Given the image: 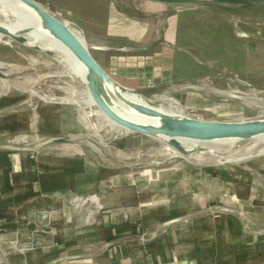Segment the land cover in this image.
<instances>
[{
  "label": "rangeland",
  "instance_id": "374dc122",
  "mask_svg": "<svg viewBox=\"0 0 264 264\" xmlns=\"http://www.w3.org/2000/svg\"><path fill=\"white\" fill-rule=\"evenodd\" d=\"M36 1L63 21L78 25L91 53L107 72L124 85H137L132 88L155 106L203 120L264 117V10L222 11L148 0ZM0 6L1 20L14 15ZM159 39V44L145 52L121 51L128 45L144 46ZM59 58L7 38L0 40L1 70L7 74V79L0 77V119L19 116L24 121L15 131L0 132V144L29 146L60 159L84 158L112 176L126 178L130 172L143 181L122 178L118 185L136 188L139 197L135 199L140 202L169 189H154L149 177L162 180L171 175L170 187L182 184L185 180L178 168L195 162L157 139L119 131L100 121L97 106L85 103V84L69 75ZM51 109L59 110L62 117L57 135L43 131ZM57 136L70 137L71 142H47ZM262 145L260 140H242L229 149L207 142L194 154L213 153L214 160L238 157ZM257 157L264 159V153ZM214 160L197 169L203 172L205 193L215 186L220 188L216 194L226 199L228 170L218 172L217 179L210 170ZM140 208L123 211L130 215Z\"/></svg>",
  "mask_w": 264,
  "mask_h": 264
},
{
  "label": "crops",
  "instance_id": "0c3cea01",
  "mask_svg": "<svg viewBox=\"0 0 264 264\" xmlns=\"http://www.w3.org/2000/svg\"><path fill=\"white\" fill-rule=\"evenodd\" d=\"M48 114L43 131L57 135L60 111ZM23 122L2 118L0 132ZM86 160L0 147V264H264L263 158L210 168L217 179L228 170L226 199L215 186L205 193L203 172L190 164L174 187L171 175L147 178L169 189L142 202L136 188L118 185L140 177Z\"/></svg>",
  "mask_w": 264,
  "mask_h": 264
},
{
  "label": "water",
  "instance_id": "95a60500",
  "mask_svg": "<svg viewBox=\"0 0 264 264\" xmlns=\"http://www.w3.org/2000/svg\"><path fill=\"white\" fill-rule=\"evenodd\" d=\"M20 3L26 10L32 11L39 19L43 29L47 30L58 42H60L78 61H80L84 68V82L88 94L101 113L113 124L125 129L127 132L139 133L159 141L163 144L179 152L182 156L188 157L195 152L201 150L187 149L181 140H193L198 142H216L221 140H235L236 142L242 140H252L264 136V117L253 119H241L230 121L217 120H203L177 114L150 104L135 101L127 97V93H134L140 95V91L126 86L117 81L111 76L107 70L97 61L88 48L85 39L82 40V31L80 27L74 23L63 21L53 12H51L43 4L36 0H15ZM168 5L178 6H200L207 9H216L222 11H230L234 8L242 10H264V0H148ZM4 9H10L9 6L4 5ZM29 26H22L16 28H7L0 24V34L15 41L21 45L27 42L26 35L30 32ZM83 37V36H82ZM161 40L148 43L144 46L128 45L121 49V51L129 53L145 52L157 44ZM32 49L43 51L41 47L34 45ZM49 53V51H44ZM0 77L7 79V74L1 70ZM143 97V96H142ZM144 98V97H143ZM113 99H118L136 112L145 116L156 118V122H141L129 119L119 113L114 106ZM145 99V98H144ZM146 100V99H145ZM48 143H70V137L57 136L51 137ZM0 147H5L12 150H37L29 146L14 147L11 145L0 144ZM258 154L250 156L248 159L257 157ZM223 158V157H222ZM218 158L213 165L223 166L237 164L236 161H229ZM243 160V161H246ZM196 165L203 166L204 164L195 162ZM89 199V198H88ZM92 201L101 204V208L105 207V201L97 196L90 197ZM85 202L87 199L84 200ZM35 246V243L32 244Z\"/></svg>",
  "mask_w": 264,
  "mask_h": 264
},
{
  "label": "bare ground",
  "instance_id": "6f19581e",
  "mask_svg": "<svg viewBox=\"0 0 264 264\" xmlns=\"http://www.w3.org/2000/svg\"><path fill=\"white\" fill-rule=\"evenodd\" d=\"M0 4H3V9L2 10H9V12H12L14 14L13 16L10 15V17H8V18L6 17V19H3V20L0 19L1 20L0 24L4 25L7 28H16V27H22V26H29L31 28V30L26 35L27 42L25 43L24 46H27V47L31 48L32 46L37 45V46L41 47V49L43 51H49V52L57 54V56L60 57L59 58L60 63H62L68 69L69 75H72V76L80 79L85 84V82H84L85 68H84L83 64L80 61H78L47 30L42 28L38 17L32 11L26 10L20 3L16 2L15 0H0ZM4 5L9 6L10 9H7V8L4 9L5 8ZM80 37H81L82 40H84V38L81 35H80ZM3 38H7V37H4V36H2L0 34V40H2ZM7 39H8V41H11L9 38H7ZM86 92H87V99L85 100V103L90 105V106H96V105L93 104V101L91 100L87 89H86ZM127 97H129L130 99H133L135 101H139V102H143V103H146V104H150L148 101L144 100L142 98V96L136 95L134 93H127ZM113 101H114L115 109L119 113H121L123 116H125V117H127L129 119H132V120H135V121H141V122H156L157 121L156 118H151V117H148V116H145L143 114H140V113L136 112L133 108H131L130 106H128L127 104H125L124 102H122V101H120L118 99H113ZM75 102H77V100ZM95 113L100 117L99 118L100 121H101V118H102L104 121L108 122L112 128H115V129H117L119 131L127 132L125 129H123V128L119 127V126H116L115 124H113L112 122L107 120V118L101 113V111L99 110L98 107H97V110L95 111ZM100 128H101V125H100ZM255 140H260V142H262L263 145H262V147L256 149L251 154H249V155L246 154V155H242V156H238V157L227 156V157H223V158L221 157V158L225 159V160H229V161L241 162L243 160L248 159L250 156H252L254 154H258V155L263 154L264 153V136L260 137V138H256V139H254V141ZM160 142L163 143V141H160ZM181 142L183 143V145L187 149H198L201 144L207 143V142H198V141H193V140H181ZM235 142H236L235 140H221V141H216V142H212V143H216V144H220V145H226L230 149V147L233 146V144ZM206 154L207 153H201V154H194L193 153V155H190V156L186 157V159L189 162L193 161V162H198V163H201V164L202 163L203 164H209V163H211L214 160V158H213L214 154L213 153H210L208 155H206ZM203 159H205L207 161H201ZM216 160L217 159H215L214 161H216ZM132 176L133 175L130 172H128L126 174V179L127 178L132 179Z\"/></svg>",
  "mask_w": 264,
  "mask_h": 264
}]
</instances>
